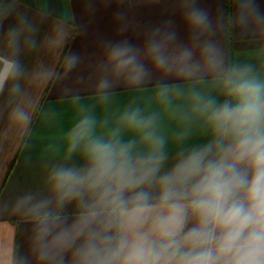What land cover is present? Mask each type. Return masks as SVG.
<instances>
[{
	"label": "clouds",
	"instance_id": "obj_1",
	"mask_svg": "<svg viewBox=\"0 0 264 264\" xmlns=\"http://www.w3.org/2000/svg\"><path fill=\"white\" fill-rule=\"evenodd\" d=\"M187 7L185 22L195 34V46L168 53L167 45L175 40L170 32L160 41L150 40L144 55L155 70L186 77L201 69L215 74L223 102L191 93L193 110L205 117L214 139L161 174L167 156L155 115L128 110L105 138L96 134V118L82 106L81 118L67 134V155L80 150L87 166H53L46 181L51 197L27 193L15 204L31 218L36 264H264V79L252 64H225L214 40L199 39L212 26L208 11L196 0ZM7 15L0 11V25ZM239 22L245 28L264 25L255 0H239ZM20 30L11 28L8 35L15 40ZM196 48L202 63L193 59ZM65 63L72 69L79 56L71 54ZM107 65L130 83L148 76L140 50L127 41L109 46ZM23 74L18 59L0 56V94L11 83L10 94L20 95ZM53 75L47 69L37 73L43 80ZM98 87L103 91L111 84L104 79ZM171 90L182 94L164 85L158 99L169 103ZM11 119L26 128L31 115L17 104ZM124 127L142 134L146 152L135 151L136 141L121 138ZM74 200L81 211L69 219L59 209ZM0 264L28 260L9 248Z\"/></svg>",
	"mask_w": 264,
	"mask_h": 264
},
{
	"label": "crops",
	"instance_id": "obj_2",
	"mask_svg": "<svg viewBox=\"0 0 264 264\" xmlns=\"http://www.w3.org/2000/svg\"><path fill=\"white\" fill-rule=\"evenodd\" d=\"M188 2L4 0L0 11L6 10L8 15L0 25V56L18 59L24 74L18 81L20 95L10 94L11 83L0 94V255L12 248L18 258L36 264L31 218L18 212L15 204L27 193L36 194L38 199L50 198L46 181L53 166H87L80 150L67 155V134L81 118L82 106L96 118V134L105 138L128 110L155 115L167 156L161 174L191 149L214 139L205 117L193 110L191 93L199 91L223 102L226 97L215 84V74L201 69L196 76L186 77L175 71L155 70L144 55L150 40L160 41L170 32L175 33V40L167 45L168 53L175 55L183 47L195 46V34L185 22ZM255 3L264 13V0ZM196 6L207 10L212 22L199 39L214 40L225 64H252L264 79V25L243 27L239 0H196ZM11 28L22 29L15 40L8 35ZM122 41L140 50L148 70L141 83L116 77L107 65L109 46ZM71 54L79 56V63L68 69L65 62ZM193 59L202 63L198 48ZM44 69L54 72L51 79L37 77ZM104 79L111 87L101 91L98 85ZM164 85L175 86L182 94L171 90L169 103H162L158 93ZM17 104L33 105L26 128L11 119V105ZM141 135L135 129H121V138L136 141L135 151L144 153L148 146L141 142ZM153 195H158L157 189ZM59 210L72 219L81 208L74 200Z\"/></svg>",
	"mask_w": 264,
	"mask_h": 264
},
{
	"label": "rangeland",
	"instance_id": "obj_3",
	"mask_svg": "<svg viewBox=\"0 0 264 264\" xmlns=\"http://www.w3.org/2000/svg\"><path fill=\"white\" fill-rule=\"evenodd\" d=\"M1 106H2V105L0 104V107H1ZM24 106L27 108L28 111H30V110H31V109H30L31 106H33V105H32V104H25ZM14 107H16V105H11V108H14Z\"/></svg>",
	"mask_w": 264,
	"mask_h": 264
}]
</instances>
